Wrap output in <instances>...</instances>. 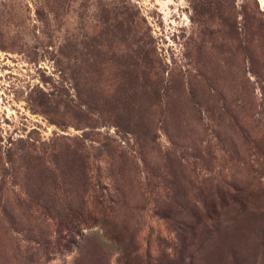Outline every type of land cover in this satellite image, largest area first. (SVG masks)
Here are the masks:
<instances>
[{
  "label": "rangeland",
  "instance_id": "rangeland-1",
  "mask_svg": "<svg viewBox=\"0 0 264 264\" xmlns=\"http://www.w3.org/2000/svg\"><path fill=\"white\" fill-rule=\"evenodd\" d=\"M0 264H264V0H0Z\"/></svg>",
  "mask_w": 264,
  "mask_h": 264
},
{
  "label": "trees",
  "instance_id": "trees-1",
  "mask_svg": "<svg viewBox=\"0 0 264 264\" xmlns=\"http://www.w3.org/2000/svg\"><path fill=\"white\" fill-rule=\"evenodd\" d=\"M129 17V16H128Z\"/></svg>",
  "mask_w": 264,
  "mask_h": 264
}]
</instances>
